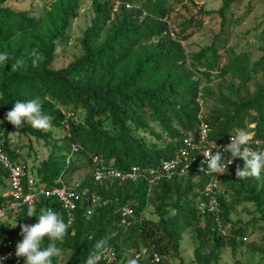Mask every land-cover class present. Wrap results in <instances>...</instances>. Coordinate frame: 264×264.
I'll list each match as a JSON object with an SVG mask.
<instances>
[{"label": "trees", "instance_id": "1", "mask_svg": "<svg viewBox=\"0 0 264 264\" xmlns=\"http://www.w3.org/2000/svg\"><path fill=\"white\" fill-rule=\"evenodd\" d=\"M9 1L19 0H0V53L9 56L6 66L0 63V120L4 130L0 139L4 152L20 162V155L8 139L15 127L5 119L6 113L17 100L39 97L43 111L53 117L50 129H63L65 135L56 141L50 131L43 132L26 122L20 128L24 135L51 145L48 156L38 163L33 174L29 173L37 186L52 188L60 186L58 181L68 185V179L75 172L85 167L92 169L93 155L103 158L106 166L120 171L136 166L142 173L134 182L105 179L95 183L90 174L77 183V190H87L109 202L96 207L90 218L86 216L85 205L77 207L68 234L62 242H57L66 254L67 263L85 264L89 251L101 239L118 253V259L120 251L134 247L137 242L165 258L178 255L183 234L178 218L186 217L188 221H204L202 228L195 229L198 241L195 264H218L221 248L228 246L234 252L245 238L248 226L252 225L231 222L233 210L243 202L254 203L261 214V246L249 250L258 252L264 261V175L240 182L233 173L224 179L235 166L243 167V161H237L222 176L221 183H236V191L242 193L229 202L224 194L220 197L223 222L232 226L227 237L218 235L211 218L202 217L198 212L197 204L204 186L202 175L193 171L170 180L162 179L150 190L145 178L162 160L175 156L183 140L195 134L201 120L210 126L212 141L218 142L239 129H246L253 134L254 140L264 142V87L258 88L246 101L232 103L230 113L212 112L202 117V78L187 68L188 59L181 41L188 36L177 37L169 30L165 17L170 10L163 0H92L94 18L80 42L82 55L66 67L55 70L56 50L70 21L77 17L79 0H52L39 19L7 7ZM241 1L223 0L217 11L204 13L220 19V32L211 45L194 56L203 69L201 75L206 82L230 75L247 84L264 71V54L249 66L247 54H229L231 50L225 49L231 6ZM108 2L118 5L109 7ZM222 49L229 54L225 63L220 61L219 50ZM66 112L83 113V121L67 118ZM105 123L113 128L112 132ZM141 133L153 135L157 142L149 144ZM72 144L81 149L67 164ZM79 158H84L86 163L79 164ZM195 176L197 180L193 182ZM5 190H8L7 173L0 166V208L10 201ZM186 200L193 205H183ZM151 201L157 203V223L143 217ZM123 206L132 211L126 231L120 228L119 210ZM48 208L58 211L68 223L55 198L40 196L33 208L36 216L25 224H34L42 210ZM27 210V207L18 210L19 220L26 222ZM171 212L175 216H170ZM5 222L0 221V239H12L15 251L22 237ZM49 242L46 237L43 246ZM210 242L212 247L205 252ZM15 262L24 264V258L15 255L6 264Z\"/></svg>", "mask_w": 264, "mask_h": 264}, {"label": "rangeland", "instance_id": "2", "mask_svg": "<svg viewBox=\"0 0 264 264\" xmlns=\"http://www.w3.org/2000/svg\"><path fill=\"white\" fill-rule=\"evenodd\" d=\"M52 0H19L18 2L9 1L6 6L15 11H25L30 16L39 19L44 13L45 7ZM106 2V0H100ZM167 8L170 10L165 20L171 32L177 37L188 36L184 41H181V46L187 56V68L191 70L196 77L202 78L200 105L201 116L206 117L212 112L230 113L232 111L231 104L234 102H243L248 98L253 97L258 88L264 87V71L259 73L249 83L244 84L236 80L230 75L225 76L222 80L206 82L201 75L202 68L200 64L194 60V56L203 48L210 46L214 38L220 32V19L214 14L205 15V12L217 11L222 6L223 0H163ZM109 7L113 4L108 2ZM115 8V5H113ZM119 10V9H118ZM114 13V12H113ZM94 13L92 10V0H79V8L77 17L70 21L66 33L61 39L60 44L56 50V59L53 62L55 70L66 67L69 63L79 58L82 55L81 40L85 31L92 25ZM228 20V43L225 47L231 50L236 55L247 54L250 59L249 66L253 62L259 60L264 54V0H242L240 3L233 4L229 13ZM186 30L183 34L182 31ZM105 33L103 34L104 38ZM228 51L224 49L219 50L220 61L225 63ZM67 113V112H66ZM67 118H73L76 122H82L84 118L83 113H67ZM105 126L110 132L113 128L105 123ZM253 127V125H251ZM151 128L156 131V128L151 125ZM3 126L0 120V136L3 134ZM43 132H51L54 140L59 141L65 132L63 129H45ZM19 132L15 135L11 134ZM8 136L11 146L16 148V153L20 155V162L27 173L33 174V170L38 163L45 159L49 152L50 146L46 145L42 140H38L29 135H24L21 129L14 128ZM140 136L147 139L149 144L157 142L155 137L151 134L141 133ZM50 144H52L50 142ZM58 144H61L60 142ZM84 158H79V164H85ZM236 166L232 169V173L225 175L224 179L229 178L236 172ZM91 174V168L85 167L68 179V185L72 186L84 177ZM264 175V173H262ZM197 180V176L193 178V182ZM244 181L241 179L240 182ZM236 183L225 185L222 183L225 199L229 202L233 197L241 196V192L236 191ZM258 184L256 189L258 190ZM6 191V190H5ZM3 191V192H5ZM7 192V191H6ZM264 202V201H263ZM183 205L191 206L193 204L189 201L182 202ZM156 204L151 201L144 212V219L157 223L159 218L156 213ZM195 204V203H194ZM175 216L174 212L169 214ZM261 214L257 211L256 206L252 202H243L235 207L230 219L231 222H240L241 225L252 224L248 226L246 236L239 245L232 251L231 247L225 246L220 250L218 264H264L261 255L258 252L250 251L249 248H257L261 246L263 236V220L260 218ZM19 220L18 210H11L8 212L4 221L14 232L19 234L20 225H24L29 220ZM37 221L35 220L34 223ZM178 224L183 228V234L180 241V249L178 255H170L165 258V264H195V249L198 247V241L195 239V229L202 228L204 225L203 219H196L188 221L186 217L178 218ZM232 226L228 225V230L232 231ZM16 239V238H15ZM212 243L206 248L205 252L211 249ZM142 244H137L132 247L134 249L141 248ZM113 250V249H112ZM114 251V250H113ZM120 258L122 264H129L133 260L123 250L120 251ZM116 256L118 253H116ZM55 264H68L66 254L63 253L60 257L54 258ZM15 264H22L15 262Z\"/></svg>", "mask_w": 264, "mask_h": 264}, {"label": "built area", "instance_id": "3", "mask_svg": "<svg viewBox=\"0 0 264 264\" xmlns=\"http://www.w3.org/2000/svg\"><path fill=\"white\" fill-rule=\"evenodd\" d=\"M118 3L115 4L117 7ZM200 118H202L200 116ZM211 128L204 122L200 121L195 134L185 138L181 147L176 152L175 156L169 160H162L156 169L148 172L149 177H145L148 182L149 190L162 179L170 180L174 176L188 175L193 171L202 175L204 186L202 189L201 198L197 204L199 214L209 216L212 221V227L216 233L222 237L228 236V226H226L221 217L220 197L224 194L221 178L224 174H215L207 172V164L204 163L203 156L210 148L217 145V148L226 147L230 143V135L221 138L218 142L210 139ZM253 134L250 133L252 144L256 150H264V142L253 139ZM3 141L0 139V166L7 173V192L6 196L10 198L8 205L0 208V221H4L9 211L19 210L23 207L28 209L34 208L40 196L44 198H55L66 214L68 223L73 220V214L77 207L82 204L86 206V216L90 218L96 207L106 205L109 201L103 200L99 195L88 192L87 190H77L78 184L67 186L58 181L60 186L46 188L36 185V180L26 172L22 163L17 160H12L3 150ZM213 148V153L217 150ZM77 144L71 145L70 154L66 159L67 164L73 154L80 150ZM225 158L230 157V153H225ZM242 161L240 158H233V163L229 165L231 169L235 162ZM91 176L95 183H100L105 179L118 181H136L142 175L139 167H131L126 171H120L116 168L106 166L105 161L98 155L91 156ZM227 170V171H228ZM120 228L126 231L130 225L132 211L129 207L123 206L120 210ZM244 239V238H243ZM242 239V240H243ZM238 241V240H237ZM127 255L136 261V264H165V257L154 250H149L147 247L141 248H124ZM15 256L14 242L9 237L0 239V258H5L3 264H6ZM102 264H122L115 252L108 248V254L102 257Z\"/></svg>", "mask_w": 264, "mask_h": 264}, {"label": "clouds", "instance_id": "4", "mask_svg": "<svg viewBox=\"0 0 264 264\" xmlns=\"http://www.w3.org/2000/svg\"><path fill=\"white\" fill-rule=\"evenodd\" d=\"M9 56L0 53V63L8 64ZM5 119L15 128L24 127L25 122L33 128L45 130L51 127L53 117L43 111V105L39 97L22 101L17 100L12 108L6 113ZM19 132L11 133L13 135ZM250 133L246 129L237 130L236 134L230 135V143L221 148L215 146L210 148L203 156L204 163L207 164V172L224 174L229 165L233 163V158H240L243 167L237 166L235 175L240 179H259L264 173V150H256L252 146ZM217 148L213 153L212 149ZM225 153H230L229 158H225ZM27 216L34 215V209L27 210ZM20 235L22 239L15 246L16 257L24 258V264H53L54 258L63 254V249L57 242H62L68 234L70 224L66 223L62 215L48 208L42 210L37 216V222L32 225H20ZM50 241L47 246H43L44 239ZM108 254V244L104 239L98 240L93 249L89 251L85 264H100L102 257ZM5 258H0L3 264ZM129 264H136L135 260Z\"/></svg>", "mask_w": 264, "mask_h": 264}]
</instances>
